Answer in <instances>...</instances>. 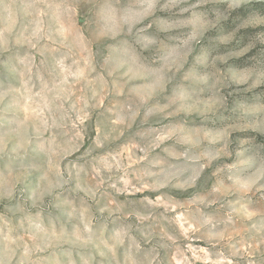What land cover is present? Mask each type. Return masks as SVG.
<instances>
[{
	"label": "clouds",
	"instance_id": "1",
	"mask_svg": "<svg viewBox=\"0 0 264 264\" xmlns=\"http://www.w3.org/2000/svg\"><path fill=\"white\" fill-rule=\"evenodd\" d=\"M4 8L0 264H194L193 235L218 255L210 187L264 196V0ZM77 20L86 56L48 47L36 73L20 68L21 45H63Z\"/></svg>",
	"mask_w": 264,
	"mask_h": 264
},
{
	"label": "rangeland",
	"instance_id": "2",
	"mask_svg": "<svg viewBox=\"0 0 264 264\" xmlns=\"http://www.w3.org/2000/svg\"><path fill=\"white\" fill-rule=\"evenodd\" d=\"M30 0H0V29L6 24L7 12L4 5L7 3H13L16 5L15 11L18 17H22L25 5ZM80 21L77 20L75 24H64V36L63 45H53L52 41L41 40L36 48H30L28 45H21L19 56L24 61V64L20 65L22 69L25 65L31 62V70L36 73V69L40 66L41 60L50 59L52 53L48 51V47H60L61 51L75 52L77 57L80 54L87 55L84 51L88 46L84 43V37L81 33L77 32ZM19 31V25L14 29L13 35ZM11 40V36H10ZM37 49H40L39 51ZM14 51V50H13ZM13 51L3 52L0 51V83H7V78L12 76L11 64L9 58L13 55ZM59 58V57H58ZM72 56L69 55L65 59V66L71 63ZM81 66H83L81 62ZM17 80H19V73H15ZM5 120V124H6ZM125 145L120 146V150L123 151ZM127 155V153H125ZM216 191H212L211 187L209 191L211 195L206 197L207 199H214L215 204L211 205L212 208L217 209L218 216L221 220L219 224L208 225L215 232H220L221 236L219 244L215 245V252L218 255L213 256L209 246L205 244L203 240H200L196 235H193L190 242H186L182 245L183 248H187L185 256L193 261L194 264H210V261L205 256L211 257L212 261L216 264H250V261L254 262L258 255L261 253H252L251 249L264 248V245L260 243L261 238H264V203H262L261 192H247L246 196L250 198L251 202L247 200H241L240 195L236 192L227 190L226 188H220L215 186ZM243 205V207H242ZM174 214L176 217L177 225L180 228L185 227L183 225V211L175 209ZM190 207H194L190 206ZM202 249V251H197ZM239 249L241 254L231 255ZM180 258L177 257V260ZM176 264V261L173 262ZM182 264V262H181Z\"/></svg>",
	"mask_w": 264,
	"mask_h": 264
}]
</instances>
